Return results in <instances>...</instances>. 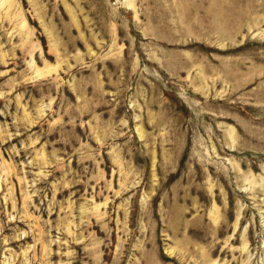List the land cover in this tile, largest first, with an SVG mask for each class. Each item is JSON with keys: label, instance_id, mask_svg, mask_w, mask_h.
Segmentation results:
<instances>
[{"label": "rangeland", "instance_id": "obj_1", "mask_svg": "<svg viewBox=\"0 0 264 264\" xmlns=\"http://www.w3.org/2000/svg\"><path fill=\"white\" fill-rule=\"evenodd\" d=\"M0 264H264V0H0Z\"/></svg>", "mask_w": 264, "mask_h": 264}]
</instances>
